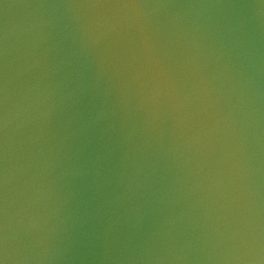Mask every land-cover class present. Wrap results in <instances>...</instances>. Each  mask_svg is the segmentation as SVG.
<instances>
[{
	"label": "water",
	"instance_id": "1",
	"mask_svg": "<svg viewBox=\"0 0 264 264\" xmlns=\"http://www.w3.org/2000/svg\"><path fill=\"white\" fill-rule=\"evenodd\" d=\"M0 264H264V0H0Z\"/></svg>",
	"mask_w": 264,
	"mask_h": 264
}]
</instances>
